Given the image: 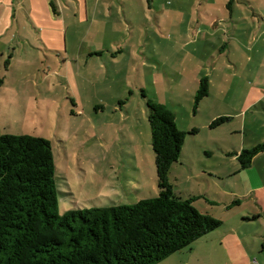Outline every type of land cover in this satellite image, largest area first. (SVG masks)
<instances>
[{
  "label": "crops",
  "instance_id": "1",
  "mask_svg": "<svg viewBox=\"0 0 264 264\" xmlns=\"http://www.w3.org/2000/svg\"><path fill=\"white\" fill-rule=\"evenodd\" d=\"M160 2L161 8L155 7L156 0H0V112L11 107L38 109L39 104L25 105L33 97L30 89L40 92V86L24 76L22 68L39 73L38 66L31 68L36 66L31 49L39 43L64 52L72 64L64 86L76 100H81L79 89L84 93L90 86L95 101L90 108L127 115L118 131L136 127L130 120L132 104L123 103L126 93L133 99L138 95L137 108L141 114L146 111L143 90L171 110L176 127L186 133L180 165L187 171L180 179L189 186L174 191L182 198L196 197L193 206L199 212L222 221L220 228L157 264H218L221 259L226 261L219 264H264V257L257 254L259 246L264 251V237L249 242L238 226L220 216L231 212L235 199L253 197L256 205L260 202L264 151L245 169L256 184L242 192H232L225 184L239 164L231 171L207 166L205 157L213 154L202 151L217 145L222 158L231 161L236 160L231 153L264 144V0ZM171 29H176L171 34L174 43L169 33L163 34ZM153 37L162 38L164 44L154 45ZM203 78L208 81V95L193 113V97ZM43 80L46 91H51L50 78ZM202 112L203 121H196ZM221 117L228 119L224 124H233L230 133L239 135V144L198 141L195 136L211 130V122ZM193 129L197 132L189 134ZM157 194L153 183L143 199ZM216 206L221 208L220 218L214 213ZM258 209L253 215L264 216V207ZM228 224L229 228L223 227Z\"/></svg>",
  "mask_w": 264,
  "mask_h": 264
},
{
  "label": "trees",
  "instance_id": "2",
  "mask_svg": "<svg viewBox=\"0 0 264 264\" xmlns=\"http://www.w3.org/2000/svg\"><path fill=\"white\" fill-rule=\"evenodd\" d=\"M208 89L203 78L193 97V113ZM141 97L158 194L131 205L59 214L50 142L0 132V264H157L220 228L221 221L193 206L196 197L182 198L173 190L168 175L180 158L186 133L176 127L171 110L149 99L143 90ZM227 120L217 118L210 128ZM263 151L262 143L231 155L245 170Z\"/></svg>",
  "mask_w": 264,
  "mask_h": 264
},
{
  "label": "rangeland",
  "instance_id": "3",
  "mask_svg": "<svg viewBox=\"0 0 264 264\" xmlns=\"http://www.w3.org/2000/svg\"><path fill=\"white\" fill-rule=\"evenodd\" d=\"M160 1L156 0L155 7H162ZM175 31L176 29H171L163 33L164 35L169 33L172 37L170 43H174L176 39L175 35H171L175 34ZM152 40L154 45L164 44V40L160 37L157 40L153 37ZM31 53L34 56L32 63L36 65L31 68L38 66L39 73L37 71L31 73L28 67H23V74L37 80L40 92L30 89L34 98L26 100L25 105L39 104L38 109L34 111L29 108L26 110L20 108L18 110V107L17 109L11 107L5 112H0V132L8 135L41 137L50 142L55 165L54 179L59 214L62 215L73 209L131 205L142 200L149 185L153 183L156 185L157 180L147 110L144 108L146 113L141 114L137 108L139 96L133 99L126 93L123 99V103L130 101L132 104L130 120L136 127H130L124 131L122 128L118 131L120 127L117 126L124 123L122 121L127 119V115L114 113L109 109L96 111L94 107L90 108L89 104L95 102L92 99L90 86L84 93L79 89L81 100H76L75 95L67 87L65 88L66 77L72 74V64L65 60L64 52L54 47L45 48L39 43L31 49ZM66 63L67 67H65ZM18 71H21V68ZM43 77L47 79L49 77L54 84L49 92L44 88ZM135 82L139 84L138 79ZM205 116V112L199 113L196 121H203ZM232 125L223 123L211 130H203L195 137L205 144L214 141L216 144L228 145L230 142L237 146L239 135L230 133ZM202 151L209 153L212 151V157H205L207 166L225 168L230 171L238 166L236 160L223 159V154L217 145ZM180 164L179 158L177 163L171 166L168 175L169 183L173 186V190L177 191L186 190L189 186L185 180L180 179L181 172L187 171L186 167ZM232 172L225 182L232 192H242L256 184L250 179L252 176H249L245 170H241L239 166L237 171ZM200 183L206 184L204 181ZM258 198L260 202L257 205L253 197L235 199L233 201H238V204H231V212L223 211L220 215L228 218L229 220H226L231 226H238L239 234L246 237L249 242L257 237H264V216L253 215L255 210L259 212L258 206L264 207V194H259ZM220 209L217 206L214 208V213L218 217ZM247 218L248 220H245ZM230 225L223 227L229 228ZM261 247L259 246L257 254L264 257ZM225 261L226 259H221L219 263Z\"/></svg>",
  "mask_w": 264,
  "mask_h": 264
}]
</instances>
